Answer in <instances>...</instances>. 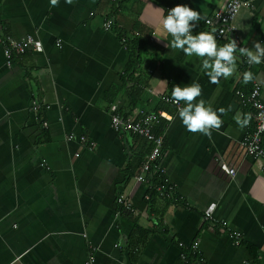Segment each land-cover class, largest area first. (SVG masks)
<instances>
[{
    "label": "crops",
    "instance_id": "obj_1",
    "mask_svg": "<svg viewBox=\"0 0 264 264\" xmlns=\"http://www.w3.org/2000/svg\"><path fill=\"white\" fill-rule=\"evenodd\" d=\"M247 1L237 31L220 42L204 21L225 0H177L192 23L186 32L166 15L165 0H0L7 34L43 45L11 68L0 45V264H84L90 247L95 264H184L182 254L195 259V242L196 264H264V174L239 146L248 110L235 95L247 97L256 83L264 101V0ZM139 48L127 74L129 52ZM169 94L181 114L161 104ZM112 107L129 118L173 116L155 128L165 132L172 197L134 180L150 146L113 131ZM119 197L133 212L117 206ZM210 205L213 221H203ZM135 225L148 233L142 244Z\"/></svg>",
    "mask_w": 264,
    "mask_h": 264
},
{
    "label": "built area",
    "instance_id": "obj_2",
    "mask_svg": "<svg viewBox=\"0 0 264 264\" xmlns=\"http://www.w3.org/2000/svg\"><path fill=\"white\" fill-rule=\"evenodd\" d=\"M115 2V0H111ZM247 0H225L224 10L216 13L214 16H210L204 21V26L207 28L214 27V36L220 40L224 37H232L237 31L235 21L242 8L249 6ZM176 21L174 23L175 28L178 31H188L187 17L188 12H184L182 15L172 13ZM114 26L113 20H106L104 22V29L109 31ZM0 45L3 49L4 58L7 68H11L15 59L22 58L27 54H41L43 53L42 43L35 39L33 36H26L22 39H14L7 34V29L0 24ZM60 47V45H57ZM243 52V48L240 49ZM243 66L249 65L250 61L246 56L241 57ZM229 60L225 61V65L229 64ZM235 95L241 99V103L248 110L247 120L245 122V133L239 141V146L244 151L245 155L249 157L258 170L264 174V101L261 98V86L254 83L247 97L242 96L240 91H236ZM162 103L170 105L175 108L176 113L182 112L181 103L168 96L161 98ZM41 105L37 101H32L30 112L35 116H39L41 112ZM111 116V128L116 133H130L132 135L143 138L150 146V151L145 157V160L141 166V173L135 177L137 183H143L149 186L158 198H170L175 193V188L165 182H157L164 178L165 170L161 163V153L165 146V132L157 134L155 131L156 126L164 121L166 124L173 122V116L166 112H158L156 114L143 115L142 118L136 119L132 117H124L117 113L116 107L110 109ZM196 121L199 123L200 119ZM43 128L48 127L47 123L42 124ZM68 140H77L80 144H83L88 152H93L95 149L94 142H86L84 136L76 137L73 134L68 136ZM87 143V144H86ZM221 171L229 176H234V170L228 169L226 165H221ZM146 201H150V198L145 197ZM117 206L125 209L129 212H133L132 204L129 203L124 197L117 199ZM215 205H210L203 213V221H213ZM233 245L239 246L241 244V236L238 233H233ZM178 247L183 249V244H179ZM90 256L84 262V264H95V251L93 247ZM198 243H193L189 247L190 255L195 259H190L185 254L181 255V261L184 264H196L199 254Z\"/></svg>",
    "mask_w": 264,
    "mask_h": 264
},
{
    "label": "trees",
    "instance_id": "obj_3",
    "mask_svg": "<svg viewBox=\"0 0 264 264\" xmlns=\"http://www.w3.org/2000/svg\"><path fill=\"white\" fill-rule=\"evenodd\" d=\"M168 4H170L167 8V11H166V15L169 17H172V19H173V21H174V23H175V21H176V19H175V17H173L172 16V13H175V14H179V15H182L184 12H187V11H184V12H180V11H177L178 10V2H177V0H165ZM187 23H188V30L190 31L191 30V21H189V18L187 17ZM121 41L122 42H124L125 41V43L127 44V46H128V44H129V47L130 48H132L134 45H135V43L132 41V39H130V38H122L121 39ZM129 41H130V43H129ZM128 42V43H127ZM136 47V46H135ZM138 50H141V48H139V49H132L130 52H129V58L131 59L130 61H129V66H127V68L125 69V72L128 74V73H130V71H132L133 69H134V66L136 67V65H138V56H137V59H136V57H135V54H136V52H139ZM135 51V52H134ZM251 90V89H250ZM168 97H170V98H174L173 96H171L170 94L169 95H167ZM161 104H163V106H165L164 105V103H161ZM167 107V106H166ZM156 133L157 134H161L162 133V131H156ZM163 152V151H162ZM161 156H162V153H161ZM161 158V157H160ZM160 181H162V182H165L164 181V178L163 179H161V180H159V181H157V182H160ZM152 193H153V195H156L153 191H151ZM157 196V195H156ZM158 197V196H157ZM151 198V197H150ZM160 199H162V198H160ZM134 235H137L140 239H141V244L142 243H144L145 241H146V239L148 238V233L146 232V231H144V230H142V229H140L137 225H135V229H134ZM249 249V251H250V253H251V255H252V257H253V259L254 260H256V254H255V252H253L252 251V249L251 248H248ZM198 262H199V258H198Z\"/></svg>",
    "mask_w": 264,
    "mask_h": 264
},
{
    "label": "bare ground",
    "instance_id": "obj_4",
    "mask_svg": "<svg viewBox=\"0 0 264 264\" xmlns=\"http://www.w3.org/2000/svg\"><path fill=\"white\" fill-rule=\"evenodd\" d=\"M215 40H216V39H215ZM224 40H225V39H224ZM219 41H220V40H219ZM219 41H218V42H219ZM220 42H221V41H220Z\"/></svg>",
    "mask_w": 264,
    "mask_h": 264
},
{
    "label": "water",
    "instance_id": "obj_5",
    "mask_svg": "<svg viewBox=\"0 0 264 264\" xmlns=\"http://www.w3.org/2000/svg\"><path fill=\"white\" fill-rule=\"evenodd\" d=\"M233 37V36H232Z\"/></svg>",
    "mask_w": 264,
    "mask_h": 264
}]
</instances>
